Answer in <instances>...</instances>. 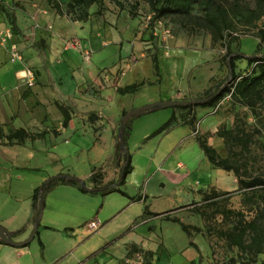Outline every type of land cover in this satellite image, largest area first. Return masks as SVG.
I'll list each match as a JSON object with an SVG mask.
<instances>
[{
    "label": "crops",
    "instance_id": "obj_1",
    "mask_svg": "<svg viewBox=\"0 0 264 264\" xmlns=\"http://www.w3.org/2000/svg\"><path fill=\"white\" fill-rule=\"evenodd\" d=\"M14 1L16 0H0V32L7 29L12 32L10 40L5 43L0 40V170L6 174L3 180H7L6 187L10 190L0 195V225L17 232L12 239L20 242L29 236L35 219L32 198L35 189L46 178L76 173L67 157L72 149L76 152L83 147L82 143H74L72 146V142L88 140L91 144L90 151L99 153L105 148L108 152L100 168L92 169L82 176L88 187L93 186L89 180L95 170L99 171L98 181L101 184L116 181L119 164L115 159V134L122 112L161 100L181 101L190 94V89L187 87L188 80L183 81L182 74L176 73L172 76L165 70V57L158 54V51L161 76L156 74L152 56L140 51L142 45L141 42H136L135 39L139 36L134 31L133 40L126 42L130 46V51L126 53L129 49L125 45L126 30H117L118 36L115 39L108 37L112 36L110 30L114 28V22L105 21L99 25L95 17L90 16L85 21L69 25L71 21L59 13L46 15L47 11L44 9H41L44 13H38V9L28 3L29 1L20 6L13 4ZM6 13L13 16L14 27ZM46 25L49 30H45ZM75 35L84 37L80 40L81 49L70 48L65 44L64 36L74 39ZM31 40L37 42L38 46L30 45ZM11 43L17 45L22 62L11 59ZM24 67L32 68L36 73L33 86H27L17 75ZM198 81L197 77L192 80L195 83ZM134 83H143L134 93L120 94L117 90ZM172 84L178 86L177 90L170 88ZM182 84L185 85L184 88L179 87ZM197 94V90L191 93L195 96ZM60 105L66 107L69 114L66 124ZM214 108H174L170 117L174 118L172 123L163 130L153 132L151 136L165 135L186 126L188 130H183L185 135L179 137V145L184 138L192 136L197 142V137H201L221 157H225L227 153L224 139L217 131L222 125L231 128L233 118L217 112ZM209 115L214 117L203 125L201 120ZM190 117L195 118V130L189 128L186 122ZM150 127L147 124L131 123L127 129L128 148H135L139 144L137 137L141 135L148 139ZM18 130L34 135V138L22 137L20 133L17 137L7 138ZM205 158L208 165L216 168L206 156ZM174 168L183 169L184 165L178 161ZM216 169L217 182L204 190H198L199 199L176 207V211L154 209V197L158 195L149 189L150 177L145 180L143 191L141 187L138 194L141 199H130L128 208L132 205H137V208L132 214L125 216L123 211L110 217H100L97 212L93 214L90 204L93 200L88 196L91 195L90 192H83L76 185H59L44 196V213L39 222L38 233L30 243L22 247L0 243V264H123L126 256L138 250L150 255L153 264H168L166 242L158 234L157 225L151 224L153 220H162L165 217L143 216L144 209L141 206L149 202L145 206L151 212L170 211L169 217H177L186 224L203 228L198 219L191 217L190 212H185V208L181 207L199 202L212 190L232 192L238 188L237 178L232 171ZM20 172H33L38 175L25 180ZM24 181L25 185L22 184ZM24 186L29 190L25 195H13L11 190L14 187L19 190ZM158 186L164 187V183L159 181ZM151 197L153 201H148ZM88 207L91 208L88 217L80 215ZM45 213L47 219L43 222ZM60 219L68 222V226L64 228L68 232L60 229ZM92 221L100 224L95 230L89 228ZM198 236L204 240L206 250L202 255V264H206L210 248L203 232H199ZM186 237L187 248L193 251L196 248L190 244V240L197 247L193 239L195 237L190 239L187 234ZM191 261L196 260L192 258Z\"/></svg>",
    "mask_w": 264,
    "mask_h": 264
},
{
    "label": "rangeland",
    "instance_id": "obj_2",
    "mask_svg": "<svg viewBox=\"0 0 264 264\" xmlns=\"http://www.w3.org/2000/svg\"><path fill=\"white\" fill-rule=\"evenodd\" d=\"M25 1H29L28 3L34 5L33 7L38 9V13H44L41 9L47 11L46 15L57 13L48 0H16L13 4L20 6ZM52 2H58L63 12L62 17L71 21L68 23L69 25H72V23L74 25V22H81L72 20L73 16L66 14L68 0H52ZM120 2L122 5H117L113 0H104L105 8L100 12L97 11L98 5L94 4L89 8L88 18L94 16L99 25L105 23V21L114 22L112 23L114 28L110 30L112 36H108L110 39H115L118 36L117 30L121 29L119 32L126 30L125 45L129 48L126 53L130 51V46L126 42L133 40L134 31L135 35L139 36L135 39L136 42H141L142 45L140 51L147 53L148 56L157 54V51L158 54H163L167 63L164 67L165 70L169 71L172 76L180 73L183 75V81L187 79L189 82L187 87L190 89V94L182 98L183 100L203 97L207 90L213 91L218 83L227 78L229 73L225 57L227 44L231 50L245 55L264 54V39L261 40L259 34V29L264 28V17L256 19L251 15L257 9L256 0H222L223 6L227 10L226 22L228 28L226 29L232 37L225 33V40L217 42L212 40L211 34L206 29L197 25L199 21L196 16L200 15L201 12L196 5L192 7L187 15L162 16L160 17L162 24L155 25L158 18L155 17L154 12L145 0H120ZM149 15L152 16L150 23H148ZM154 27H157L156 32L158 35L150 32V29ZM44 28L49 30L48 25ZM165 29L169 30L166 34L163 32ZM82 38L84 37L80 35L74 36V39L79 43ZM63 39L67 42L73 37L64 36ZM37 44L32 40L30 42V45L33 46H38ZM145 46L149 47L145 48ZM131 59L136 61L135 58ZM197 64L201 65L198 66ZM248 68L245 59L240 58L235 61V73L237 75L246 73ZM194 77L199 80L197 83L192 82ZM179 87L184 88L185 85L182 84ZM170 88L177 90L178 86L172 84ZM196 90L198 94L196 96L191 95ZM214 107L217 112H223V114L233 118L231 128H233L235 136L242 137L241 140L230 138L225 145L226 153L231 154L232 160L239 167L241 175L245 177L264 174V101L257 103L256 110L252 113L250 108L241 105L227 93ZM173 110V107H168L132 119V123L136 125H151L150 136L148 139L142 138V135L137 137L139 144L135 148H128L131 155L132 171L126 176L125 182L120 185V190L123 193L114 191L106 195L100 193L88 195L93 200L90 203L94 210L93 214L97 212L100 217H110L120 211L124 212H122L123 216L132 214L137 205L128 208V204L131 202L130 199L138 196L141 187L143 191L144 182L149 177L151 179L149 189L155 191L154 194L158 195L154 197L156 201L153 202L154 209L158 211L166 209L176 211L178 210V208L175 209L176 207L199 199L198 190H204L217 182V169L208 165L207 159L192 136L184 138V141L179 145L178 139L180 136L184 137L183 130L185 128L188 130V127L182 126L165 135L151 136L153 132L170 119ZM199 117L203 118L202 115H199ZM213 117V115H209L201 120L203 125H206ZM245 139L249 140L248 144H246ZM74 143H82L83 149L79 148L76 152L72 149L71 154L67 157V160L73 164L76 170V173L69 175L83 179L82 176L104 164L108 152L105 148H102V152L99 151V153L90 151L91 144L88 140L72 142V146ZM178 161L184 165L183 169L174 168ZM20 173L23 174L25 180L38 175L33 172ZM5 176L4 171L0 170V186H2L0 187V195L10 191L6 187L8 185L7 180H3ZM159 181L164 183V187L158 186ZM14 182L13 184H16ZM25 183L26 181L22 184L25 185ZM62 184L59 183L53 186L45 193V196ZM15 188L11 190L13 195L17 194L20 197L29 191L25 186L20 187L19 190ZM148 201H153V198L151 197ZM145 205L141 206L142 210ZM223 208L236 211L243 210L247 213L256 210L255 216L259 218V225L264 229V203L259 201V198L253 199L250 194L237 193L228 200L221 198L215 203H205L203 198L197 203L192 202L188 208H185V212L189 211L191 217L198 219V222L203 226L201 228L203 236L210 248L206 264H264V251L256 256L255 262L251 263L248 252L241 251L238 247L231 245L217 233L218 230L231 231L240 220L235 214L223 215L221 213ZM87 209L84 210V213L81 211L80 215L88 217L91 208L88 207ZM199 211L203 214H200ZM43 217L44 222L47 219V213ZM247 217L250 218V214H247ZM83 219L81 221H84ZM191 221L195 222L194 219H191ZM59 223L58 225L62 231H69L64 229L68 226V222L65 223L64 220L60 219ZM151 224L157 225L158 234L166 242L168 264H202V255L206 249L204 248L203 238L198 236L197 232L193 231V237H195L193 239L198 246L192 251V249L187 248L188 239L179 223L162 219L153 220ZM147 256L148 264H153L151 256L148 254ZM192 258L196 261L190 262Z\"/></svg>",
    "mask_w": 264,
    "mask_h": 264
},
{
    "label": "trees",
    "instance_id": "obj_3",
    "mask_svg": "<svg viewBox=\"0 0 264 264\" xmlns=\"http://www.w3.org/2000/svg\"><path fill=\"white\" fill-rule=\"evenodd\" d=\"M117 5H122L120 0H113ZM152 11L154 12L155 17L160 18L162 16H168L172 14L179 15H187L189 11L192 9L194 5H196L201 14L196 16V19L199 21L197 25L206 29L210 34L211 38L214 42L225 40V33L229 34L232 37L231 33L227 31V10L223 6L222 0H145ZM49 3H52L57 13L62 15V9L58 2L53 3L52 0H48ZM1 4V3H0ZM98 5V12L102 11L105 8L104 0H68L66 7V14L73 16L74 21H85L89 16V8L92 5ZM257 9L252 12L256 19H260L264 17V0H256ZM7 18L13 23L14 27V18L11 14L6 13ZM260 39H264V28L259 29ZM236 39V38H234ZM226 49V61L229 60L232 67V74L228 76L225 80H222L217 84L213 91L207 90L203 97L198 99H203L201 102L195 104H189L187 106H174L173 108L178 109H186L191 110L195 107H214L216 103L221 100L227 93L235 100L238 101L241 105L250 108L252 113L256 110V105L259 102L264 101V54H253V55H245L238 51H233L229 48L227 44ZM245 59L248 65V71L244 74L237 75L235 73V61L237 59ZM152 63L153 69L156 74L160 77V67L157 58V54L152 55ZM230 78L229 83L226 87L223 88L218 94L217 92L223 86V84ZM143 85V83H134L130 85H126L122 88H118V92L120 94L134 93L139 90V88ZM60 109L64 116V124L68 121L69 114L67 108L60 105ZM126 113V111L122 112V116ZM150 113V111H144L141 115ZM137 116H131L127 119L126 127L123 131V141L122 144L119 140L120 133V125L115 134V142H116V152L115 159L119 164V176L116 181H109L105 184H101L98 181V177L100 176L99 171L95 170L91 174L90 180L93 183L91 187L92 190L89 191L83 186H87V181L76 177V180H68L65 178H56V179H47L44 181L39 187H37L33 193V204L35 208V217L39 212V202L40 197L44 199L45 193L49 191L53 186L63 183V184H71L76 185L83 192L90 193H100L102 195H106L108 193L118 191L123 193L120 190V185L125 182L126 176L132 171L131 165V155L128 152V132L127 129L130 127L132 123V119ZM174 118H170L167 122H165L156 132L167 128ZM187 124L191 129L195 130V118L190 117L187 121ZM21 134L22 137H30L34 138L32 134H26L24 130H18L13 134L7 136L8 139L19 136ZM217 134L224 139L225 145L227 144L230 138L242 139L241 136H235L233 128H228L224 125L219 127ZM197 142L199 147L201 148L203 154L208 158L210 163L216 167L221 168L225 171H232L237 178L238 188L232 192H217L212 190L210 193L205 194L203 196L205 203H215L221 198H225V200L230 199L234 194H250V196L254 198H259V201L264 203V174L261 175H249L243 177L241 175L239 167L236 165L235 161L232 160L231 154L227 152L225 157H221L215 148L210 146L207 141L201 137H197ZM246 144L249 143L248 139H245ZM123 166V167H122ZM133 200H140V196L132 198ZM191 205V204H190ZM188 206H182L181 208H188ZM173 211V210H172ZM169 212L155 213L151 212L148 209V206H145L143 216H164L165 219L171 220L179 223L181 229L187 234V236L191 239L193 237V231L199 233L202 232V229L198 226L186 224L182 222L177 217H169ZM200 212V211H199ZM221 213L225 216L229 215H237L240 220L237 224L232 228L231 231L225 232L222 230H218L217 233L224 237L231 245L238 247L241 251L248 252L251 257V263L255 262L256 256L259 253L264 251V229L259 225V218L255 216L256 210H252L250 212L236 211L234 209L223 208ZM203 214V212H200ZM245 214V215H244ZM247 214H250V218L247 217ZM17 232H15L16 234ZM38 232H36L37 234ZM0 243H5L0 238ZM190 244L194 246L196 245L192 240H190Z\"/></svg>",
    "mask_w": 264,
    "mask_h": 264
},
{
    "label": "water",
    "instance_id": "obj_4",
    "mask_svg": "<svg viewBox=\"0 0 264 264\" xmlns=\"http://www.w3.org/2000/svg\"><path fill=\"white\" fill-rule=\"evenodd\" d=\"M227 67H228V71H229V76H231L232 74V67L230 64V61L227 60ZM230 78L223 84V86L220 88V90L217 92V94L223 90L224 87H226V85L229 83ZM203 99H193V100H181V101H176V100H161V101H157V102H153V103H149L146 104L144 106L132 109L127 111L121 118V122H120V133H119V140L120 143L122 144L123 141V131L126 127V122L127 119L131 116H140L144 111H150V112H154L160 109H164V108H168V107H174V106H187L189 104H195L198 102H201ZM56 178H65L68 180H76L75 176L69 175V174H58L55 176L50 177L49 179H56ZM84 188H86L87 190L91 191L92 188L87 187V186H83ZM43 213V198L40 197V202H39V212L38 215L35 217L34 222H33V226L31 229V232L29 234V236L20 242H15L12 238L15 234V232L13 231H9L7 230L5 227H3L2 225H0V238L9 245L12 246H16V247H22L25 246L26 244L30 243L33 238L36 235V232L38 230V226H39V222L41 220V216Z\"/></svg>",
    "mask_w": 264,
    "mask_h": 264
},
{
    "label": "built area",
    "instance_id": "obj_5",
    "mask_svg": "<svg viewBox=\"0 0 264 264\" xmlns=\"http://www.w3.org/2000/svg\"><path fill=\"white\" fill-rule=\"evenodd\" d=\"M148 19H149L148 23H150V21L152 20V16L149 15ZM161 24H162V19L161 18L156 19L155 25H161ZM156 31H157V27L150 29V32L152 34L158 35ZM163 32L164 34H166L169 32V30L165 29V31ZM11 37H12V32L10 29H7L4 32H0V40L2 43L7 42L8 40L11 39ZM66 45L70 48L81 49V44L75 39L67 40ZM9 52L11 55V59L13 61L22 62L23 59L22 55L19 52L17 45L15 43L10 44ZM17 75L21 79V81L25 83L27 86H33L36 82V73L32 68L24 67L23 69L17 72ZM99 225H100L99 223L92 221L89 223V228L95 230L99 227ZM123 264H148V256L146 252L138 250L130 254L129 256H126L123 259Z\"/></svg>",
    "mask_w": 264,
    "mask_h": 264
}]
</instances>
